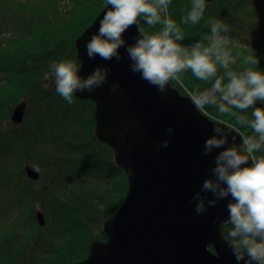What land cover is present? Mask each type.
I'll return each mask as SVG.
<instances>
[{"label": "trees", "instance_id": "obj_1", "mask_svg": "<svg viewBox=\"0 0 264 264\" xmlns=\"http://www.w3.org/2000/svg\"><path fill=\"white\" fill-rule=\"evenodd\" d=\"M205 4L199 23L182 24L191 0H172L168 12L184 33L182 46L209 31L206 21L219 19L228 25L224 35L232 41L233 55L241 54L232 67H246L242 56L250 54L249 45L259 59L257 70L264 72V0ZM105 6V0H0V264L85 260L93 242L106 241L102 226L125 198L127 179L112 163V146L98 139L94 103L73 96L68 104L56 92L54 80L45 78L49 65L61 60L73 61L78 72L75 41ZM137 26L148 34L160 28L149 27L143 19ZM223 72L218 68V74ZM183 84L194 90L211 82L197 80L189 71ZM172 86L184 95L175 81ZM19 103L26 104L24 118L12 127L8 120ZM257 105L264 107V101ZM206 111L210 120L218 115L211 106ZM241 114L250 117L251 109ZM221 118L236 123L233 117ZM25 164L39 168L37 181L23 176ZM34 205L43 216L42 228L35 221ZM230 228L220 227L225 240Z\"/></svg>", "mask_w": 264, "mask_h": 264}, {"label": "water", "instance_id": "obj_2", "mask_svg": "<svg viewBox=\"0 0 264 264\" xmlns=\"http://www.w3.org/2000/svg\"><path fill=\"white\" fill-rule=\"evenodd\" d=\"M110 7L107 5L75 41L80 63L77 74L86 77L97 67H107V80L90 92L78 91L74 96L94 103L99 141L110 145L124 135L120 167L128 191L115 215L104 223L106 242L93 243L88 257L77 264H244L236 260L220 232L229 219L231 197L210 206L208 200L215 197L202 190L204 180L213 177L214 158L222 150L204 154L215 121L195 109L190 98L180 95L171 83L161 93L139 73H133L126 46L119 49V61L88 58L86 41L98 32L100 20ZM140 34L133 25L123 38L131 44ZM117 83V90L111 91ZM25 108L24 103L14 108L12 122L21 123ZM165 140L167 147L162 146ZM233 143L240 145V136L229 131L224 147ZM24 171L29 180H37L36 171L30 167ZM197 193L205 197L203 213L195 209ZM36 220L43 227L40 213Z\"/></svg>", "mask_w": 264, "mask_h": 264}, {"label": "clouds", "instance_id": "obj_3", "mask_svg": "<svg viewBox=\"0 0 264 264\" xmlns=\"http://www.w3.org/2000/svg\"><path fill=\"white\" fill-rule=\"evenodd\" d=\"M172 0H105L111 7L100 20L98 32L86 41L89 59L99 56L102 60L113 58L119 61V49L126 46L131 61L130 69L141 78L164 93L168 85L175 81L184 88L195 109L204 115L208 106L216 109L213 135L206 139L204 154L214 149L220 150L214 158L213 177L204 180L203 191H210L215 199L208 200L214 205L217 200L231 199L227 204L231 228L227 232V243L236 260L244 264H264V107H256L257 101H264V72L257 70L259 59L248 45L250 54L242 56L243 67L235 70L238 56L229 48L232 43L227 33L229 28L219 19H209L208 32L190 46H182L184 33L169 15ZM205 0H191L190 10L182 16V24L196 25L203 18ZM183 11V10H182ZM151 28L160 26L152 33H141L134 43L126 44L123 33L140 20ZM218 68L224 70L218 74ZM191 72L197 80L209 87L189 90L183 84V75ZM109 69L97 67L93 72L81 77L71 60H61L49 65L45 78H52L56 92L69 104L73 103L76 92L92 91L107 80ZM118 83L113 84L115 92ZM251 109V116L241 113ZM233 117L235 125L221 118ZM239 125V127H237ZM251 129V134L241 131ZM168 133L172 128L167 129ZM238 133L241 143H228V132ZM235 141V136L232 137ZM168 141L162 146L167 147ZM249 161H251L249 165ZM195 209L197 213L206 211L205 197L197 193Z\"/></svg>", "mask_w": 264, "mask_h": 264}, {"label": "rangeland", "instance_id": "obj_4", "mask_svg": "<svg viewBox=\"0 0 264 264\" xmlns=\"http://www.w3.org/2000/svg\"><path fill=\"white\" fill-rule=\"evenodd\" d=\"M209 2V1H208ZM63 3V2H62ZM62 3H61V5H62ZM65 5H68V3H66V4H64V6ZM107 6V5H106ZM105 6V7H106ZM104 7V8H105ZM103 8V9H104ZM75 50H76V48H75ZM77 54V53H76ZM180 86V85H179ZM171 87L173 88V89H175V90H177L176 88H174L173 86H172V82H171ZM180 88H182L181 86H180ZM183 90V93H184V95L185 96H187L186 95V93L184 92V89H182ZM178 91V90H177ZM178 93H179V91H178ZM180 94V93H179ZM181 95V94H180ZM60 96V95H59ZM74 96V95H73ZM188 97V96H187ZM74 98L75 99H77L75 96H74ZM78 100V99H77ZM81 101H87V100H81ZM21 103H19V104H17L15 107H17L18 105H20ZM25 104V103H24ZM69 104V103H68ZM14 107V108H15ZM25 107H26V104H25ZM14 108L12 109V112H13V110H14ZM26 109V108H25ZM12 112H11V115H12ZM24 113H25V110H24ZM24 113H23V117H22V121H23V118H24ZM11 115H10V118H9V120H8V123L10 124V126H12V127H14V126H19L21 123H22V121H21V123L20 124H15L14 122H12V120H11ZM95 121V120H94ZM5 125V124H4ZM9 126V127H10ZM9 127H6V128H9ZM100 143L101 144H104V143H102L101 141H100ZM107 145H109V144H107ZM110 146H112V148H113V152H114V156H113V154L111 155L112 156V163L113 164H117V165H119V166H121L122 164H123V162H124V155H123V146H124V135H120L119 137H116L115 139H113L111 142H110ZM22 161V160H21ZM25 167H31L34 171H36L37 173H38V171H39V168L37 167V166H31L30 164H25ZM24 166H23V168H22V171H23V176L24 177H27V175L25 174V171H24ZM16 170V169H15ZM122 170V169H121ZM123 171V170H122ZM16 172H17V170H16ZM22 174V173H21ZM28 179V178H27ZM37 180H38V178H37ZM37 180H35V181H37ZM29 181H31V182H35L34 180L32 181V180H29ZM37 186V185H36ZM127 191H128V187H127ZM126 194V193H125ZM34 209H35V214H34V218H35V221H36V223H37V220H36V216H37V214L40 212L39 210V207L37 206V205H34ZM37 225H38V223H37ZM44 226V225H43ZM103 227V226H102ZM103 230V229H102ZM103 232V231H102ZM104 234V233H103ZM105 235V234H104ZM97 242V241H96ZM91 247V246H90ZM210 249V248H209ZM210 251V250H209ZM212 253H213V251H212Z\"/></svg>", "mask_w": 264, "mask_h": 264}, {"label": "bare ground", "instance_id": "obj_5", "mask_svg": "<svg viewBox=\"0 0 264 264\" xmlns=\"http://www.w3.org/2000/svg\"><path fill=\"white\" fill-rule=\"evenodd\" d=\"M126 194H127V193H126ZM125 196H126V195H125ZM39 213H40V212H39ZM40 214H41V213H40ZM41 215H42V214H41ZM41 228H42V227H41ZM97 242L105 243L106 241H97ZM93 243H95V242H93ZM93 243H92V244H93ZM92 244H91V245H92Z\"/></svg>", "mask_w": 264, "mask_h": 264}]
</instances>
